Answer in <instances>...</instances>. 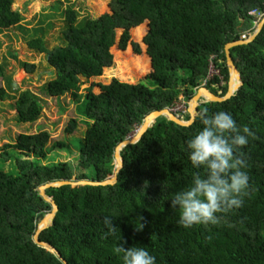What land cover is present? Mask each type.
I'll return each mask as SVG.
<instances>
[{"label": "trees", "instance_id": "16d2710c", "mask_svg": "<svg viewBox=\"0 0 264 264\" xmlns=\"http://www.w3.org/2000/svg\"><path fill=\"white\" fill-rule=\"evenodd\" d=\"M14 3L0 0V29L20 24ZM255 9L264 17V0H110L100 17L79 24L75 10H66L67 44L48 49L41 38L29 41L30 48L47 54L57 72L45 93H71L88 124L79 157L83 172L77 180L111 178L117 146L151 113L174 106L182 95L190 101L212 65L219 74L207 87L226 95V46L257 30L261 19L250 13ZM230 51L238 71V88L231 98L200 104L190 127L158 118L138 143L121 151L123 168L114 185L45 190L59 212L39 237L55 246L68 264H124L123 253L116 251L121 242L146 248L156 264H264V29L253 43ZM118 60L131 81L113 77L108 83L92 82L81 92L84 78L102 75ZM24 67L34 71L35 65ZM3 71L0 54V74ZM6 94L1 86L0 100ZM42 109L40 96L29 89L16 101L20 123H35ZM217 111L230 113L254 133L238 151L246 160L247 192L241 207L217 213L216 224L184 228L177 223L179 209H173L170 199L188 188L195 175L205 174L203 168L192 167L187 141L203 127L201 116ZM77 127L73 118L65 132L72 135ZM49 141L43 129L21 133L6 149L22 152L25 159L7 150L0 155L4 163L15 159L16 166L12 173L0 169V264H66L34 239L39 221L53 209L39 188L72 181L76 175L70 163H42L50 152L66 146L59 141L48 148ZM106 215L116 227L107 235Z\"/></svg>", "mask_w": 264, "mask_h": 264}, {"label": "rangeland", "instance_id": "374dc122", "mask_svg": "<svg viewBox=\"0 0 264 264\" xmlns=\"http://www.w3.org/2000/svg\"><path fill=\"white\" fill-rule=\"evenodd\" d=\"M108 1L110 0H15L14 8L20 11L22 16L20 24L9 29H0V54L4 67L3 73L0 74V87H5L7 92L6 98L0 100V155L7 150L15 158L22 157V152L14 148L6 149V146L15 144L17 136L21 133L35 134L42 129L46 130L50 134L48 148H52L59 141H64L66 146L50 152L48 159L42 163H70L76 169L72 181L79 182L76 177L83 172L79 167L80 149L88 124L79 115L78 99L71 93L60 97L48 96L45 93L48 81L55 78L57 72L49 64L47 54L30 48L28 42L41 38L48 49L67 44L64 36V30L69 25L66 10H75L76 24H79L87 18L100 17V10ZM24 63L34 64V71L26 70ZM115 63L114 68L105 69L100 76L84 78L86 83L81 92L92 82L108 83L113 77L131 81L127 67L119 60ZM215 74H219V70L212 65L209 76L202 79L200 88L207 86V81ZM28 89L40 96L43 109L35 123H20L16 101L21 93ZM95 90L99 91L98 88ZM190 102L191 100L186 104L184 96H180V103H185L187 107V114L182 117L184 121H189L187 116H191ZM73 118L78 120V127L72 135H68L65 130ZM0 169L15 172V159L7 163L0 160Z\"/></svg>", "mask_w": 264, "mask_h": 264}, {"label": "clouds", "instance_id": "9594fccd", "mask_svg": "<svg viewBox=\"0 0 264 264\" xmlns=\"http://www.w3.org/2000/svg\"><path fill=\"white\" fill-rule=\"evenodd\" d=\"M200 119L203 127L187 141V149L192 167L203 168L205 174L195 175L188 188L170 199L173 209H179L177 223L184 228L214 225L219 220L217 213L241 207L249 182L244 170L246 160L238 151L254 133L246 124L238 125L225 111ZM103 224L109 230L106 235L116 228L107 215ZM116 251L123 253L124 264H156V257L144 247H125L121 242Z\"/></svg>", "mask_w": 264, "mask_h": 264}, {"label": "water", "instance_id": "95a60500", "mask_svg": "<svg viewBox=\"0 0 264 264\" xmlns=\"http://www.w3.org/2000/svg\"><path fill=\"white\" fill-rule=\"evenodd\" d=\"M263 29H264V18L262 20V23L258 26L257 30L250 37L244 36L243 39L235 41V42H231L226 46L227 63H228V68H229V84H228L229 88H228V92L226 95L222 96L220 94H217L216 92L212 91L207 86L201 87L198 90V92L195 94V96L191 99V102L189 104L190 109H192V111L190 112L191 118L189 121H184L182 120V118H179L169 109V107H166V109L164 110L155 111L151 113L146 119H144L142 125L132 135H130L127 139H125L122 143H120L117 146L115 150V154H114V161H113L115 165V170L111 178L101 181V182H98V181L74 182V181L63 180V181L49 183V184L41 186L39 188V193L41 197L44 198L46 201H48L49 204L52 205L53 209L39 221L37 225V229L35 231V236H34L35 243L41 247L46 248L49 251L56 253L59 257L63 259V261L66 264H68L67 260L62 257L60 251L55 246H53L52 244L46 241H42L39 237L40 233L43 230L48 228L50 225H53L54 220L59 212V206L57 205V202L55 201L54 198L48 197L45 194V190L49 188H59V187L67 186V185L109 186V185L116 184L117 175L120 172V170L123 168V159L121 157V151L129 145H134L138 143L143 137V135L146 134L148 130L154 127V124L158 118L165 117L167 120L172 121L179 126L190 127L195 123L196 118L199 115V105L200 104L204 102H223V101L228 100L235 94V91L238 88V71L233 61L230 50L234 46H243V45H249L253 43L257 39V37L260 35ZM202 96L205 97V99L200 100Z\"/></svg>", "mask_w": 264, "mask_h": 264}, {"label": "built area", "instance_id": "2783aa9c", "mask_svg": "<svg viewBox=\"0 0 264 264\" xmlns=\"http://www.w3.org/2000/svg\"><path fill=\"white\" fill-rule=\"evenodd\" d=\"M251 15L252 16H256L258 17L259 19H262V15L261 13L258 11V10H252L251 12ZM186 103V101H185ZM183 104V103H180V100L172 107H169V109L175 114L177 115L179 118H182L184 115L187 114V107H186V104ZM179 105H182V106H179ZM184 114V115H183Z\"/></svg>", "mask_w": 264, "mask_h": 264}, {"label": "bare ground", "instance_id": "6f19581e", "mask_svg": "<svg viewBox=\"0 0 264 264\" xmlns=\"http://www.w3.org/2000/svg\"><path fill=\"white\" fill-rule=\"evenodd\" d=\"M203 99H205V97L202 96L200 100H203ZM200 100H199V101H200ZM190 111H192V109H191Z\"/></svg>", "mask_w": 264, "mask_h": 264}]
</instances>
